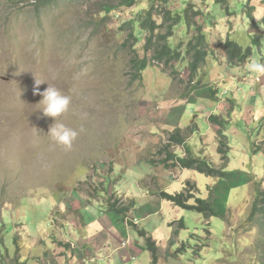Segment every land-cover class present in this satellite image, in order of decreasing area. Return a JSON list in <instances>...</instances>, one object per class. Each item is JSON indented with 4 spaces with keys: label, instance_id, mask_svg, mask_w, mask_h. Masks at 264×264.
I'll return each mask as SVG.
<instances>
[{
    "label": "rangeland",
    "instance_id": "rangeland-1",
    "mask_svg": "<svg viewBox=\"0 0 264 264\" xmlns=\"http://www.w3.org/2000/svg\"><path fill=\"white\" fill-rule=\"evenodd\" d=\"M154 3L157 10L164 6L161 0H137L131 7L125 5L126 0H0V264H18L8 250L14 254L19 244L26 249L42 233L53 240L57 223L64 222L57 212L69 209L74 199L87 198L95 206L98 202L105 206L112 197L124 199L125 204L134 201L136 215L158 212L172 235L170 224L183 220L185 228L173 236L179 248L185 245L187 251L180 253L186 264H217L228 255L234 264L257 263L252 256L244 260L243 255L247 251L253 255L259 236L257 228L246 231L252 228L247 221L256 183L264 186V152L256 151L258 145L264 149V142L259 144L264 140V88L252 83L256 75L249 74L245 65L227 68L216 64L213 68L209 58L196 83L205 84L201 90H218L210 103L198 95L199 104L215 109L229 105L227 100L236 103V115L226 117L229 127L223 129L232 161L228 172L244 170L251 184L233 185L238 182L234 179L228 186L225 214L231 229L217 217L207 226L201 214L175 207L152 193H180L191 182L198 189L193 192L197 197L207 199L215 187L223 201L214 178L174 167L173 161L163 163L166 146L180 157L188 155L187 147L195 158L218 155L212 133H205L209 122L201 116L203 111L193 113V103L182 95L189 90V80L173 84L159 67H149L142 80L133 81L131 61L134 56L145 57V34L136 25L140 42L134 47L131 31L124 24L136 22ZM189 4L199 13L196 22L203 26L213 49L230 38L252 48L250 60L262 62L264 0H168L167 9L182 16L169 42L172 48L184 50L195 35L186 19ZM110 8L116 11L108 13ZM214 51L212 59L220 60L219 50ZM48 86L71 97L68 111L57 123L83 129L71 151L48 136L55 120L43 116L38 105L42 96L37 94ZM207 93L213 95V91ZM195 115L206 136L189 133L184 146L174 144L171 135L178 126L189 132ZM40 123L47 128L36 133ZM75 208L86 209L84 203ZM55 243L64 248V243ZM204 244L205 252L197 260V246Z\"/></svg>",
    "mask_w": 264,
    "mask_h": 264
},
{
    "label": "crops",
    "instance_id": "crops-1",
    "mask_svg": "<svg viewBox=\"0 0 264 264\" xmlns=\"http://www.w3.org/2000/svg\"><path fill=\"white\" fill-rule=\"evenodd\" d=\"M256 36L259 35L256 34ZM220 45L217 49H214L219 50L218 59L220 60H214L211 56H209L207 58L206 64L210 58L211 61L209 62L211 63L213 68H216L217 65H222L223 67L227 68H240L241 66L234 67L228 64L225 52L222 50V48L220 49ZM262 47H264V41ZM262 62H264L263 55ZM183 74L184 80H189L188 72H183ZM256 79H258L259 81L256 82ZM197 80L198 79L196 78V82L194 83L195 85L193 87H189L188 92L185 94L183 92L182 95L183 97L185 95L187 96L185 98V101L187 103H193V113L196 114L197 110L199 113H201L200 111L202 110L203 113L201 114V116L203 117V119L207 118L209 126L205 133H212L211 138L213 142L215 141L218 145V155L216 158H205L211 161L216 166V168H220L222 166V160L221 155L218 151V128L211 123L210 117H218V121L223 123L224 125L223 129L227 130L229 127V125H227L229 119L226 120V117L231 118L233 115H236V103L234 102V100H227L229 102V105L223 102L224 104L221 105L223 106L222 108L216 107L215 109L209 108L204 104H199L198 102H201L202 100L198 97V95L204 96L203 98H205L207 102L210 103L211 100L216 99L218 90H215L212 87H209L207 90H201L202 86H204L205 84L202 82L201 84L196 85ZM252 83H257L255 85L264 88V76H256L255 80H252ZM238 85H240V83H238ZM263 90L264 89H262L261 96L264 97ZM208 91H213V95L207 93ZM230 102H232L231 110L233 111V114L230 113ZM197 117L198 116L195 115V118L193 119V122L197 128L196 132L192 136H195V134H201V129L198 126V120L200 119V117ZM178 128L183 127L178 126ZM205 133L201 134V137H205ZM227 142L229 143L228 139ZM263 142L264 140L260 141L259 144ZM188 145L190 146L189 141ZM204 145L205 144L203 139L202 146ZM259 146L260 145L256 146V151L263 153L264 149L259 148ZM202 151L206 150L202 149ZM192 154L194 155L193 151ZM231 165L232 161L229 158V163L226 169L227 171L229 167H232ZM242 171L244 170L239 169V171L236 173L228 172V177H226L225 179H215V181L213 182L215 183V185H218V187L221 188L220 191L223 197V201H221L217 195L216 188L214 187L212 190L214 197V207L219 212L225 213V205L226 203L228 205L230 193V189L228 188V186L234 183V179L235 182L236 179L238 180V182L234 183L233 185H239L241 183L251 184L248 174ZM80 199V202H78L77 199H74V202L70 204L71 207L68 206V208L71 209L70 211L69 209H67L63 212H57L64 217V222H62L61 225L57 223V230L53 232V240L42 233V235H40L35 241L33 240L32 246L24 249L25 245H16L17 249L15 250L14 254L12 251L8 250L7 253L10 256V259H14L16 257L18 260V264H154L151 252L147 248L146 240L139 233L140 230H145L153 237L159 247L158 257L155 264H186L182 257L183 253H180V250H183L184 252H186L187 250H185V248L182 249V247L179 248V245L177 243L178 240L174 239V236L168 231L166 227V219L163 217L162 219H160L161 214H159L158 212H154L148 215H139L138 213L136 215L132 211L128 215V218L122 219V217L118 216L117 214L106 210L100 202H98L97 204L95 203V206L94 202L88 200L87 198ZM78 203H84L86 209L80 210L78 208H75V205H77ZM205 224L207 223L205 222ZM43 238H46L48 240L45 241L43 240ZM57 240L61 243H64V245H62L64 246V248H61L60 244L59 247L57 246V244L55 243ZM189 248H192V246L189 245ZM198 248H200V252L197 255L195 254L194 257L197 260L200 259L202 254L205 252L204 248ZM190 264L198 263L190 261ZM203 264L211 263L204 261Z\"/></svg>",
    "mask_w": 264,
    "mask_h": 264
},
{
    "label": "trees",
    "instance_id": "trees-1",
    "mask_svg": "<svg viewBox=\"0 0 264 264\" xmlns=\"http://www.w3.org/2000/svg\"><path fill=\"white\" fill-rule=\"evenodd\" d=\"M161 1L163 2L164 6L162 5L160 10H157L159 8L156 7V4L154 3L149 8V10L139 14L136 22L130 21L129 23L124 24L125 27L131 31L130 39L133 40L134 47H136L140 42L136 32H134L136 25L145 34L144 42L142 44L143 50L146 53L145 57L140 58L139 56H134L131 61V67L133 69V81L142 80L143 72H145L149 67H159L171 78L173 84L182 85L185 82L183 72H188V86L190 87L191 84L195 83L200 71L206 65L207 58L211 56V54L215 53L214 49L206 39L203 26L198 25L196 22V17L199 15V13L192 9V4H189L186 9V19L189 28H194L195 35L192 37L191 41L189 44H187L184 50H182L181 46L172 48L169 42L170 39L174 37L175 27L181 22L182 16L179 14H174L171 10L167 9L168 0ZM136 2L137 0H126L125 5L131 7ZM114 11H116V8H110L108 13H112ZM156 17H158L160 22L155 19ZM162 29H166V32H162ZM120 30L123 31L124 27H121ZM221 48L225 52L228 64L234 67L245 65L253 54L251 47L244 48L230 38L222 41L220 45V49ZM150 54L151 57L149 58L148 55ZM176 65H178V68ZM189 87H187V89ZM218 119L219 118L216 116L210 117L212 124L217 123L221 126V128L218 130V151L222 160V166L220 168H216V166L207 158H195L191 156V150L188 149L189 147L186 148V153L188 155L185 157H180L179 155L170 152L168 146H166L164 153L167 155V158L163 163L165 164L167 162L173 161L174 167H181L185 170L197 171L206 175L207 177L214 179H225L228 177L229 173L226 169L229 163V147L227 138L223 131L224 125L223 123L219 122ZM196 128V125L191 126L188 129L189 132H183L182 129L178 128L176 129L175 133L171 135L170 140L176 145L184 146L186 143V135L189 133H192L193 135L196 132ZM256 187V195L252 201L251 213L247 221V224L252 226V228L246 232L249 233L254 228H257L259 230V236L254 244L253 255L247 251L244 253L243 257L244 260H248V257L252 256L255 258V261L257 262L256 264H264V186L262 183H256ZM197 191L198 189L195 184L187 182V187L180 193L169 194L165 191H159L154 193V195L158 196L164 201L171 203L175 207L184 210H192L201 214L206 220L207 226L210 225V219L217 217L224 220L227 224V227L231 229V226L228 222V215L219 212L214 207L213 191L210 190V194L207 199L197 197L195 195L196 193H193ZM98 196H93L92 198L98 200ZM193 199L194 204H191V200ZM125 203L126 201H124V199H115L112 197L107 200L106 204H104L105 206H102L105 207L106 210L122 217V219H126L128 218V215L134 211L135 202L131 200L129 204ZM170 226L173 228V235L177 236L178 233L185 228V223L183 220L174 221L170 224ZM206 232L208 237H210L211 232L208 229H206ZM139 233L146 240L147 248L151 252L153 263L155 264L159 250L157 242L145 230H140ZM15 245H17V242H15ZM197 247L205 248L207 247V244L199 245ZM184 248L185 245L182 246V249ZM199 250H197L198 253L200 252ZM226 262L234 264L233 261H231V255H228L226 259L218 262L217 264H226ZM3 264H5L4 261Z\"/></svg>",
    "mask_w": 264,
    "mask_h": 264
},
{
    "label": "clouds",
    "instance_id": "clouds-1",
    "mask_svg": "<svg viewBox=\"0 0 264 264\" xmlns=\"http://www.w3.org/2000/svg\"><path fill=\"white\" fill-rule=\"evenodd\" d=\"M245 70L249 74L264 76V62L251 59L245 64ZM36 84L39 85L41 83L36 82ZM37 94L42 96L38 105L42 106L39 110L42 112L43 116L55 120V123L49 129L48 136H50L51 139L65 151H71L74 142L77 140L83 129L76 130L66 127L62 123H57L58 118L62 117L68 111L71 104V97L51 86H48L44 92Z\"/></svg>",
    "mask_w": 264,
    "mask_h": 264
},
{
    "label": "bare ground",
    "instance_id": "bare-ground-1",
    "mask_svg": "<svg viewBox=\"0 0 264 264\" xmlns=\"http://www.w3.org/2000/svg\"><path fill=\"white\" fill-rule=\"evenodd\" d=\"M79 109V108H78ZM43 121V120H42ZM45 122H47L46 120H45ZM51 122V121H50ZM42 123V122H41ZM41 123H40V125H38L39 127H38V129H37V131H36V133H38V132H40L41 130H43V129H45V128H47V127H45V128H42V126H41ZM44 123V122H43ZM37 124H39V122L37 123ZM51 124V123H50ZM53 124V123H52ZM44 125H45V123H44ZM47 125V124H46ZM45 125V126H46ZM37 127V126H36ZM48 127H49V125H48ZM46 130V129H45Z\"/></svg>",
    "mask_w": 264,
    "mask_h": 264
}]
</instances>
